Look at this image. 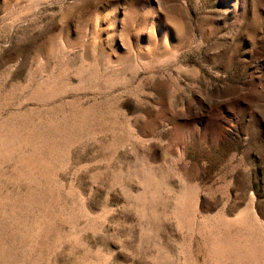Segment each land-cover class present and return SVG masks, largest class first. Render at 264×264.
I'll list each match as a JSON object with an SVG mask.
<instances>
[{
  "label": "rangeland",
  "instance_id": "1",
  "mask_svg": "<svg viewBox=\"0 0 264 264\" xmlns=\"http://www.w3.org/2000/svg\"><path fill=\"white\" fill-rule=\"evenodd\" d=\"M0 264H264V0H0Z\"/></svg>",
  "mask_w": 264,
  "mask_h": 264
}]
</instances>
